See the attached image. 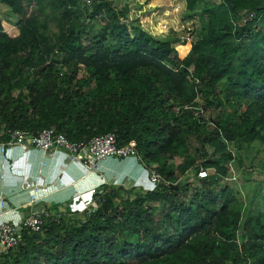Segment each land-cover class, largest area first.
Listing matches in <instances>:
<instances>
[{"label":"trees","instance_id":"obj_1","mask_svg":"<svg viewBox=\"0 0 264 264\" xmlns=\"http://www.w3.org/2000/svg\"><path fill=\"white\" fill-rule=\"evenodd\" d=\"M185 1L207 27L172 47L153 37L161 22L141 27L147 0H0V142L15 130L55 128L85 145L116 133L162 179L134 199L103 186L92 212L45 208L41 230L23 228L0 264H264V213L244 215L216 192L236 163L228 143L264 146V0ZM200 98L222 118L198 117ZM204 146L214 153L198 166ZM200 168L214 173L200 180ZM192 172L200 186L183 201Z\"/></svg>","mask_w":264,"mask_h":264},{"label":"rangeland","instance_id":"obj_2","mask_svg":"<svg viewBox=\"0 0 264 264\" xmlns=\"http://www.w3.org/2000/svg\"><path fill=\"white\" fill-rule=\"evenodd\" d=\"M113 2L115 7L122 8L126 4H133L134 0H108ZM218 2L219 0H215ZM146 12H143L139 23L144 29L155 25L158 22L164 24V33L153 36L155 39L169 42L172 47H178L183 43L197 42L201 38L203 29L207 27V19L202 10L196 12H189L186 7L185 0H147L144 6ZM134 9V8H133ZM11 13V12H10ZM0 14L6 16L8 14L5 7L0 3ZM136 23H134L135 25ZM87 28L93 27L92 23L87 22ZM52 32H57V28L54 24L51 25ZM103 29L101 26H96V30ZM199 110L201 113L196 114L198 117H204L207 122L220 120L223 116L221 109H206L204 99L199 100ZM234 109H231L233 112ZM213 127V126H212ZM213 130L211 128L209 133ZM198 144V143H197ZM194 143L191 148L192 154H195L199 145ZM228 149L233 153L236 163L232 164L233 174L232 178L225 180L221 178L219 187L216 189L217 195L223 201L232 200V209L242 212L244 215H257L258 213H264V146L260 143L244 144V143H228ZM201 147V146H200ZM205 152L203 156L198 157V166H202V163L209 160L213 156V149L209 146L202 147ZM131 159V163H135L134 160L137 157H129L125 160ZM176 164L180 163L179 159H175ZM127 163V162H126ZM111 173L114 176V182L118 181V186H121L126 190L133 189L135 192L132 195L125 194L126 198L134 199L138 196H143L149 192V188L154 186L149 180L150 170L140 163L137 167L135 165V173L131 175L128 173L124 175V168L121 163L116 165ZM123 172V173H120ZM209 175L212 176L214 170H208ZM195 172L189 173L183 180L187 179L191 186L189 192L181 194L180 198L186 201L193 195V187H199ZM146 183L144 184L143 183ZM148 185V186H147ZM228 187V191L224 193L225 188ZM146 189V190H145ZM153 189V190H154ZM90 209V208H89ZM155 209L156 219L162 217V206L160 204L153 205ZM88 210V209H86ZM82 210V212H84ZM44 213V212H43Z\"/></svg>","mask_w":264,"mask_h":264},{"label":"crops","instance_id":"obj_3","mask_svg":"<svg viewBox=\"0 0 264 264\" xmlns=\"http://www.w3.org/2000/svg\"><path fill=\"white\" fill-rule=\"evenodd\" d=\"M3 144L0 142V225L18 224L29 215L43 214L45 208L53 206H60L61 210L71 206L82 212L96 204L94 195L103 193V186H118L119 180L114 182L111 173L118 163L122 164L125 172L120 173L124 175H134L135 165L141 163L138 159L131 163V159L108 158L89 172L65 151L43 152L10 145L2 152ZM3 251L0 246V253Z\"/></svg>","mask_w":264,"mask_h":264},{"label":"built area","instance_id":"obj_4","mask_svg":"<svg viewBox=\"0 0 264 264\" xmlns=\"http://www.w3.org/2000/svg\"><path fill=\"white\" fill-rule=\"evenodd\" d=\"M10 140L2 145V152H5V147L10 145H18L20 147H32L43 152L65 151L73 161L83 163L89 172L95 171L99 164L108 158L127 159L129 157H137L139 154L134 147H120L118 136L116 133H109L93 139L87 145L81 143H73L68 140L67 136L58 133L55 128L46 129L36 135H30L26 131L15 130L10 131ZM198 179L204 180L210 177L208 170L200 168L197 173ZM149 180L154 186L161 182V176L153 169L150 172ZM3 205H5L3 203ZM90 208V209H89ZM96 205L86 207L89 212L95 210ZM87 210V211H88ZM43 226L42 214H31L29 218L18 224L3 223L0 225V246L4 251L15 248L21 241V230L29 228L31 231L39 232Z\"/></svg>","mask_w":264,"mask_h":264},{"label":"water","instance_id":"obj_5","mask_svg":"<svg viewBox=\"0 0 264 264\" xmlns=\"http://www.w3.org/2000/svg\"><path fill=\"white\" fill-rule=\"evenodd\" d=\"M174 187H175L176 190L178 189V186H174Z\"/></svg>","mask_w":264,"mask_h":264}]
</instances>
